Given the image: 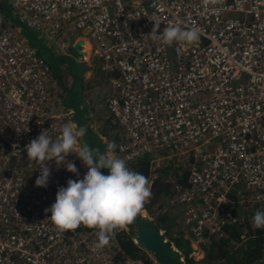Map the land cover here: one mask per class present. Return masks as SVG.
<instances>
[{"label":"built area","instance_id":"1","mask_svg":"<svg viewBox=\"0 0 264 264\" xmlns=\"http://www.w3.org/2000/svg\"><path fill=\"white\" fill-rule=\"evenodd\" d=\"M155 23L160 39L147 36ZM169 25L197 29L199 39L169 45ZM18 28L109 76L103 104L121 127L111 151L127 166L147 157L151 182L169 161L184 164L187 185H175L165 206L180 207L198 256L210 236L262 205L264 0H0V264H144L115 237L97 249L96 229L61 232L51 221L58 189L88 169L74 153L66 159L78 175L28 159L26 146L42 131L58 137L75 111L55 102L51 66ZM78 40L82 55L72 52ZM44 164L47 187H37Z\"/></svg>","mask_w":264,"mask_h":264},{"label":"clouds","instance_id":"2","mask_svg":"<svg viewBox=\"0 0 264 264\" xmlns=\"http://www.w3.org/2000/svg\"><path fill=\"white\" fill-rule=\"evenodd\" d=\"M158 31L159 24L155 23L147 36L160 39ZM162 38L169 45L174 42L191 44L199 39V32L169 25L164 28ZM85 132V128L69 121L55 139L42 131L26 146V151L29 160H54L73 174L78 175V169L74 162L66 159L69 154H76L87 167L82 180L70 179L66 188L58 189L55 203L46 211L51 212L50 219L61 232L74 231L81 225L96 229L95 247L101 249L144 210L152 196L151 182L145 175L130 170L125 159L111 151L116 148L115 142L107 145L105 154L82 143ZM101 169L109 170V174L105 175ZM40 173L36 186L47 187L50 169L44 164ZM252 222L255 228H264V210H257Z\"/></svg>","mask_w":264,"mask_h":264},{"label":"trees","instance_id":"3","mask_svg":"<svg viewBox=\"0 0 264 264\" xmlns=\"http://www.w3.org/2000/svg\"><path fill=\"white\" fill-rule=\"evenodd\" d=\"M69 62L74 63L72 59ZM55 68L58 71V67L55 66ZM77 77L78 75H74V78ZM128 168L150 179L149 159L147 157L130 163ZM175 185H181L182 187L187 185V172L182 162L169 161V164L161 167L151 180L152 196L144 206L148 217L151 219L144 218L140 214L137 216L141 223L155 226L158 233L162 231L161 238L167 240H174L176 237L185 234L180 210H170L165 206V200L175 193ZM257 210H264V202L252 209L253 212L243 222L229 224L224 227L221 234L210 236L208 242L202 246V258L196 259L195 256L191 255L184 257L183 263L177 260L178 263L264 264V228H255L252 222ZM84 227L93 229L87 226ZM114 237L125 256L143 260L146 264H155L146 256L147 253L143 251L140 243L133 241L129 231L120 229ZM165 248L173 256L166 244Z\"/></svg>","mask_w":264,"mask_h":264},{"label":"rangeland","instance_id":"4","mask_svg":"<svg viewBox=\"0 0 264 264\" xmlns=\"http://www.w3.org/2000/svg\"><path fill=\"white\" fill-rule=\"evenodd\" d=\"M17 32L51 66V88L55 94L54 100L55 102L56 99L57 102L61 101L64 109L73 107L77 111L79 120H76L72 114H68L67 119L68 122L72 121L86 129L82 143H86L93 150L100 152L102 141L107 143L118 142L121 127L106 113L103 104L106 94L110 92L109 76L101 73L96 68L92 69L91 72L88 71V67L84 66L82 62L77 63L74 61V63H70L68 58L53 55L51 53L53 48H48V42L44 38H38L39 33L35 30L18 28ZM60 54L62 53L60 52ZM55 66H58V71H56ZM74 75H78V77L74 78ZM73 79H75L74 82ZM80 90L83 97L80 95ZM84 100L89 103L91 108L84 103ZM101 171L104 173V169H101ZM177 209L180 210V207H177ZM125 230L129 231L132 237L135 236V233L133 234L131 231L134 232V227L131 224L127 225ZM142 249L143 251L146 250L143 247ZM149 256L152 257L153 255L149 253ZM200 258L202 256L196 259Z\"/></svg>","mask_w":264,"mask_h":264},{"label":"water","instance_id":"5","mask_svg":"<svg viewBox=\"0 0 264 264\" xmlns=\"http://www.w3.org/2000/svg\"><path fill=\"white\" fill-rule=\"evenodd\" d=\"M82 40H78L72 48V52H75L78 55H82L81 50ZM105 149V144H101L100 153ZM105 175L109 174V170L104 169ZM132 227H134L132 233H135L140 245L148 251L153 252L155 260L161 262L162 264H179L177 258L172 256L169 251L165 248L164 243L161 238V234L157 232V228L152 225H147L141 223L138 218L132 222ZM173 245L175 248L181 250L184 253V256H189L195 250L192 248L191 241L185 236H178L174 239Z\"/></svg>","mask_w":264,"mask_h":264},{"label":"flooded vegetation","instance_id":"6","mask_svg":"<svg viewBox=\"0 0 264 264\" xmlns=\"http://www.w3.org/2000/svg\"><path fill=\"white\" fill-rule=\"evenodd\" d=\"M60 103H61V101H60ZM72 109L75 111V115H74V117L76 118V120H79V117H78V113H77V111L72 107ZM79 122V121H78ZM182 236H184V235H182ZM173 241L174 240H168V242L167 243H165L166 244V246L170 249V251L173 253V256L174 257H176L177 258V260L179 261V253H177V251H174L173 249H172V247L171 246H174L173 245ZM165 244H164V246H165ZM168 250V249H167ZM179 250V249H178ZM169 251V250H168ZM179 251H181V250H179ZM145 252L147 253L146 254V256L147 257H149L155 264H159L160 262L159 261H157V260H155V258H154V256H149V253H151L152 255H153V252L152 251H148V250H145ZM170 253V252H169ZM181 253H183L182 251H181ZM183 255H184V253H183ZM191 255V254H190ZM189 255V256H190ZM144 264H146L143 260H141ZM180 262V261H179Z\"/></svg>","mask_w":264,"mask_h":264},{"label":"crops","instance_id":"7","mask_svg":"<svg viewBox=\"0 0 264 264\" xmlns=\"http://www.w3.org/2000/svg\"><path fill=\"white\" fill-rule=\"evenodd\" d=\"M64 58H68V57H64ZM85 65V64H84ZM56 69V68H55ZM88 71H89V69H87ZM54 75H56V73H54ZM78 80V79H77ZM75 81V79H73V82ZM79 89H80V87H79ZM80 92V95H82V91L80 90L79 91ZM82 97H83V95H82ZM84 103L89 107V108H91L90 106H89V103H86L85 102V100H84ZM191 244H193V243H191ZM193 248V247H192ZM199 256H203V251H202V249L200 248V250H199ZM191 255H193V256H195L196 258H198L199 256H198V251H196V252H194V253H191ZM190 255V256H191Z\"/></svg>","mask_w":264,"mask_h":264}]
</instances>
